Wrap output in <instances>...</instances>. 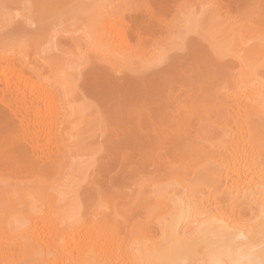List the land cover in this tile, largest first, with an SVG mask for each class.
<instances>
[{
  "label": "bare ground",
  "instance_id": "6f19581e",
  "mask_svg": "<svg viewBox=\"0 0 264 264\" xmlns=\"http://www.w3.org/2000/svg\"><path fill=\"white\" fill-rule=\"evenodd\" d=\"M85 1L69 2L72 7L74 6V9L69 4L67 7L72 10L70 11L67 8L66 11L73 12L70 14L75 15L77 21H82L83 23L84 20V23H86L85 35H88L89 40H91L92 48L94 47L95 50H98L97 47H99V49L106 51V54H110L111 59L113 58L111 57L112 55L117 56V59H119L118 57L122 60L124 59L127 63L131 62L132 64H129L130 68H132L131 65L134 63L136 65L135 69L133 68L134 71L136 69H145L146 71V68L157 65L163 59L165 53L162 51L165 48L160 44L162 36L157 41L161 46L159 44L156 46L157 43H154L155 46L151 45V47L154 46L153 48L141 46L143 42L139 40H141L140 38L143 34L151 33L153 35L152 32H163L162 28L164 29L165 27L162 26L163 24L161 25L163 21L158 17L166 12L164 9L166 7L164 6V3L166 4L165 1L154 0L155 6L153 7L150 5L144 6L140 2L138 3V0L136 2L131 0L125 6L124 3L126 2L124 0H109L108 2L106 0L99 4L91 3V7L84 5ZM254 1L255 4H252V0L251 4L256 6V10L249 12L252 15H246L239 23L235 19L227 20L224 17V22L229 27V32L231 30L227 34H232L233 37L229 36L230 40L231 38L235 40L230 43H233V46L236 44L235 50L237 51L238 49L236 53L239 52L237 66L233 64L236 68L233 67L234 69L231 70L230 67L221 65L222 68L224 66L228 68L225 69L226 72H222V77L219 76L221 80L223 79L222 83H226L225 86H221L220 84L222 83L218 82L219 84L217 83V85L220 86L213 85L214 87L212 86L210 90L206 91L203 102L186 101L188 104H185V102L184 108L180 109V114H182V110L183 112L185 110L183 114L192 115L195 120L196 118L197 121L199 120V123H203L204 130H198L203 126L196 130L193 128V130L187 129L190 128L188 126L189 123L188 125L186 124V119V123H184L185 117L181 119L180 114L176 117V121H173L175 123L172 125L175 128L172 127L174 129L171 128L170 131H168L169 129L165 130L168 131L166 137L169 138L170 143H173L170 151L181 157V159L179 158L181 162H178L175 166L171 163L166 165L165 162L167 161L168 163V160L163 161L161 159L162 164L160 160L156 159L157 161H155L152 158L155 164L156 162L158 163V167L151 171L152 168L147 167V159L145 160L141 156L142 154L138 153L139 156L138 154L133 156V154V157L131 155L126 157V154H124L120 156L122 160L118 159L122 163V166L120 165L124 172H121L123 173L122 176L116 177L117 175H114L109 177L108 175L106 179L105 175L104 179L101 177L103 180H94L92 178V181L91 179L89 180L92 183L88 186V182L86 187L84 185L88 178L86 179L85 177L87 181H82L83 185L82 182H77L80 176L76 175L85 174L87 171H84L85 173L77 172H79L80 168L82 170L84 164L87 167L89 166V160L85 162L86 155H89L88 153L95 148L93 147L94 144L91 145L93 148L89 146L92 149L87 146L90 143L89 139L90 141L93 140L91 143L96 140L97 144L101 142L102 138H99V136H102V127L108 124L106 119L114 115L125 101L121 100L122 102H120V99L117 100L118 103H121L118 105L115 100L116 94L121 89L118 87L119 91H117L116 86L118 85L111 80V75L107 78L109 74H103L104 79L106 77L112 81L108 80L109 84L107 83L110 89L102 93L92 88L95 99L93 100L94 102L97 101L96 103L100 106L98 111L101 113L99 114L96 109L99 106L95 108V105L94 110L96 112H94L95 114L92 113V118L88 119V116H85L88 113L84 112V106L87 105V102L85 103L84 97H80L82 94L79 92L80 95L78 96V91L74 89L77 78L74 86H72L73 81L69 77L73 78L70 74H74L70 72L68 75L67 68H65L63 56L66 53L64 49L68 47L61 45L64 54L62 52L59 55L63 58L61 56L58 57L59 55L56 56L57 52L54 55H52L53 52L47 53L44 44L48 41V36L42 33L44 28L43 30L41 28L40 30L38 28L35 29L36 27L32 30L23 29V32H21L22 28L20 27L19 32L21 33L14 35V37L10 36V34L9 36L4 34L0 36V175L2 177V175L7 174L10 175L9 178L14 179L10 182V180L6 181L7 179L0 178L1 185L7 182L10 185L5 184L4 186L11 188L8 190L6 187L10 192L4 190V195H0V197L3 196L2 199H5L0 200V203L3 202L5 207L3 204V206L0 204L2 206L0 207H4L2 209L3 212L6 211L4 215L2 211L0 213V217L3 215L0 218V264H264V162L261 159L264 154V70L255 69L258 64L263 65L261 67L264 68L263 62L261 63V61H264V3H262L263 0L262 2L261 0H257L258 2ZM65 2L68 4L67 1ZM133 2L134 4H132ZM204 2L206 3V1ZM200 4L203 5V3ZM259 4L261 5L258 7ZM197 9L195 7L194 11H197ZM184 10L186 9L184 8ZM200 11L204 13V7ZM244 13L246 14V12ZM184 14L185 16L183 14H181V17L177 16V21H172L174 22L173 26H176L178 31H180V35L178 32L176 35L177 40L180 42H177L179 45L184 41L183 38L187 32L193 30L196 25L199 27L201 24V22L199 24L195 16L194 20L186 12ZM177 17L174 16L173 19ZM69 18H71V15ZM200 18L202 19V17ZM206 21H204L205 25ZM167 26L166 28H168ZM168 29L170 30L171 28ZM171 30L174 32L173 29ZM219 30L221 29L219 28ZM167 31H164V33ZM220 32L218 31V33ZM158 34H154V36ZM225 36L223 35V38ZM52 38L50 37L51 40H53ZM171 38H173L172 35L169 39L172 40ZM136 42H140V46ZM174 42L176 43V40ZM167 43L170 44L169 41ZM78 45L80 46V44ZM137 45L139 47L135 48ZM57 46L60 47V45H55V47ZM73 46L74 48L79 47H77L76 43ZM171 47L172 49L173 47L176 48L175 44ZM213 48L215 50V47ZM48 50L50 51L51 49ZM82 51L85 53L84 50ZM43 52H46L47 55H43ZM71 52L72 50H70ZM74 55H77V53ZM211 55L215 54L212 53ZM81 56L84 55L81 53ZM223 57L225 58V56ZM223 57L221 58L223 59ZM260 58L262 60L254 61ZM217 63L219 62L217 61ZM253 64H255V67ZM129 65L127 66L128 69ZM193 65L192 68L194 67L196 70L197 67L198 69V64H196V67L195 64ZM256 68L259 67L257 66ZM213 69L212 67L211 70L213 71ZM92 73L91 76L94 75V72ZM136 73L139 72L136 71ZM89 78L91 77H87V79ZM132 79L129 80L131 81ZM205 79L209 80L208 77ZM129 80L127 81L130 83ZM90 81H92V78ZM133 81L135 80L133 79ZM185 81L187 80L185 79ZM54 82H57V84ZM192 84L194 86V83ZM55 85L58 89L54 88ZM186 87H188L187 84ZM168 88L171 90V87ZM128 91L127 88V91L125 90L126 95H128ZM130 91L129 95L131 94ZM60 94L63 95L61 96ZM127 97L131 100V96H126L122 99ZM135 98L132 99V102ZM146 99L145 101H147ZM167 99L164 101L166 102ZM129 100L128 102H130ZM114 103H116V106H112ZM169 103L165 105V108L172 105V103L170 105ZM125 104L127 103H123V105ZM89 105L92 107L94 104L89 102ZM125 107L126 109L128 108V106ZM172 107L173 105L170 109L173 110ZM166 110L170 111L167 108ZM91 112H93V109L89 111V113ZM129 112H127V116ZM123 113V116L121 112L119 113L120 115L116 113L113 121L118 119L117 122L119 121V123H127L128 117L125 119V112ZM165 113L171 114L167 111L162 113L161 117L158 116L159 121ZM88 115L90 116V114ZM148 115L150 114L147 113V118ZM167 116L166 118H168ZM104 121L106 124H104ZM90 127L95 129V131L100 128L101 131H94V134L90 133ZM161 132L163 133V131L157 132L156 136H161ZM88 136L93 138L87 139V143L86 140L83 142L84 138H88ZM137 137L140 136L138 135ZM98 138L100 139L99 141ZM117 139L115 138V140ZM145 142L143 140L144 144H146ZM98 147L99 149L101 148L100 145ZM157 147L159 148V146ZM117 149L119 150V148ZM94 150L96 151V149ZM84 154H86L84 161L82 158L84 163L80 164L81 156ZM90 154H93V152ZM96 154L94 152V155ZM160 158H162L161 155L159 156ZM126 160L136 163L133 164L131 162L137 168L133 167L131 163L127 164ZM124 161L126 162L124 163ZM102 164L104 163L102 162ZM155 164L153 162L151 165ZM261 164H263V167L260 166ZM72 167H79V169L76 168L75 170L77 171L72 172L70 171ZM129 168L134 169L130 170ZM83 169L85 170L86 168L84 167ZM72 173H76V175L74 174V176ZM26 174H28L29 182ZM67 174L68 177L66 176ZM33 175L34 177L32 178ZM30 177L32 180H30ZM18 178L22 180L20 181ZM72 180L79 185L75 184L76 187L73 183L72 186ZM22 182L29 184L24 185L27 188L29 186V189L31 183L33 185L31 190L35 189L32 192L36 191L37 193L35 192L34 195V193H30L31 190L24 187L21 192L23 193L24 191L25 194L23 195L25 196L22 197L18 192L21 190ZM62 183L63 185L66 183L63 188ZM74 186L76 189H74ZM79 186L84 192L82 190L76 191L79 190ZM200 186L202 188H199ZM65 187L74 188L70 191L69 188L67 190ZM87 187L89 188L88 192ZM83 188H86V190ZM14 189H17V192ZM3 192L1 191V194ZM76 192H79L78 195ZM85 192L86 194H83ZM11 193L13 196H11ZM14 193L16 196V193H18L17 198L19 194L23 200L25 197L28 198L29 206L28 204L25 206L23 202L26 204V201H22V199V203H19L20 199L18 198L19 200H17ZM27 193H30L28 195H31V199H29L30 196L27 197ZM81 194L84 195V198ZM79 195L81 197H78ZM87 195L89 197L94 195L93 199H89ZM14 196L15 198H13ZM85 196L88 198L87 200ZM36 197H40V199L38 198L40 207ZM34 199L38 202L37 204L31 201ZM80 202L86 205L82 204V206ZM6 207L11 210L9 211ZM13 209L14 211L15 209L21 210V215L19 212V216L17 214L13 215L17 213V210L12 213ZM6 213L8 216H6ZM10 214L13 216H10ZM152 225L153 227H151Z\"/></svg>",
  "mask_w": 264,
  "mask_h": 264
},
{
  "label": "rangeland",
  "instance_id": "374dc122",
  "mask_svg": "<svg viewBox=\"0 0 264 264\" xmlns=\"http://www.w3.org/2000/svg\"><path fill=\"white\" fill-rule=\"evenodd\" d=\"M59 1V2H58ZM0 0V36H3V34L5 35V36H9V34H10V36H12V37H14V35H17V34H19V33H21V32H23L22 30L23 29H25V30H29V29H34L35 27V29H39L40 30V28L43 30V28H44V32H42V33H44L45 35H47L48 36V41H46L45 42V44H44V48H45V50H46V52L47 53H52L53 52V54L52 55H54V53L55 52H57L58 54H55L56 56H58L59 54H61L64 50L66 51V53L64 54V52H63V54H64V58L61 56V55H59L58 57H60L61 56V58H63V59H65V61H64V64H65V68H67L66 69V71L68 72V75L70 74V72L72 73V74H74V75H71L70 74V76H72L73 78H75V79H73V78H71V77H69L70 78V80L71 81H73L72 82V86H74V82L76 81V78H77V81L75 82V86H74V89L75 90H77L78 92V96L80 95V94H82V95H80V97L81 96H83L84 98V101H85V103L87 102V107L86 106H84L85 107V110H84V112L85 113H88V114H90V116L88 115V114H85V116L87 117L88 116V119L91 117V115H92V113L93 114H95L94 112H96L95 110H94V106H95V108L96 107H98L99 105L96 103L97 101H95L94 102V92H92V88H95V89H97V90H99V91H101L102 93H105V92H107L110 88L108 87V84H109V81L108 80H110V79H107V78H109L110 77V75H111V80L112 81H114V83H116V85H118V86H116L117 87V91H119L118 89L120 88L121 90L119 91V93H117L118 94V98H117V94H116V102H117V100H119L120 102H122L123 100H125L123 103H127V104H125V105H123V103L121 104V103H118V105H122L123 106V108H122V106L120 105V107L116 110V113H120L121 112V115H122V113L123 112H125V115L124 116H126V117H124L125 119L127 118V123H119V121L117 122V120L118 119H116L115 121H113L114 120V118L116 117L115 116V114L114 115H112L109 119L107 118L106 120H108L107 122H108V124H106V122L104 121V124H106V125H104L105 127H102L103 128V130H102V136L100 137L99 136V138H102L101 139V142H99V143H102V144H99L100 146H101V148L99 149V145L97 144V140L94 142V143H91V141H93V140H91L90 141V139L89 138H93L92 136L91 137H89L88 136V138L87 137H85L84 138V140H83V142H85V140H86V143H87V139H89V145H87L88 147L89 146H91V145H95V144H97V145H93V147H95V148H93L92 146V148H93V150L91 151V152H93V154H90V153H88L89 155H86V154H84V155H82L81 156V162H80V164L82 163H84V162H82V158H83V161L85 160L84 159V156L86 155V160H85V162L87 161L88 162V160H89V166L88 167H90V168H88L87 166H85V164H84V167L86 168L85 170L83 169L84 167H82V165H81V167H82V170H81V168H80V170H79V172H77V173H80V171L83 173L84 171L86 172H84L85 174H87L86 176H85V174H80V175H76V173H74L76 176H80L79 178H78V180H80V181H78L77 180V182L78 183H81L82 181H87L86 179L88 178V181L86 182V184L84 185V183H83V185L86 187V185L88 184V182H89V180L91 179V181L94 179V180H96V179H100V180H103L104 179V176H105V178L107 179L108 178V175H109V177L110 176H114V175H117L116 177H120V176H122V174L124 173L123 171H122V169L123 168H120V165L122 164L121 163V161H119L121 158H120V156H122V155H124V154H126V157H127V155H133V156H136L138 153L139 154H142L141 156L146 160V164H147V167L149 166L150 168H152L151 169V171H154L155 169H156V167H158L157 165H158V163L156 162V164H155V161H157V160H160L161 161V163H162V160L164 161H166V160H168V163H167V161L165 162V164L166 165H169L170 163L173 165L174 164V166H175V164H177L178 162L180 163L181 161L179 160V158L181 159V157H179V156H177L176 155V153L175 154H173L172 152L173 151H170L171 149H170V147L173 145V143H170V140H169V138L168 137H166V135H167V133H168V131H170L171 130V128L172 127H174L173 125V123H175V122H173V121H176V117L181 113V110L180 109H182V108H184L183 107V105H185V104H188V102L189 101H196V102H198V103H201V102H203V100L205 99L204 97H205V95H206V91L209 89L210 90V88L213 86V85H217V83L218 82H220V83H222V81H223V79L221 80V78H219V76H221L222 77V75L221 74H223L222 72L223 71H225V69H228V68H226V67H230L231 68V70H233L234 68L233 67H235L236 68V66H237V62H238V55H239V52L238 53H236L237 51H238V49H237V51L235 50L236 49V44H234L235 46H233V43L231 44L230 42L233 40V42L235 41L234 40V38H231V40H230V37L229 36H231V37H233L232 36V34H227L228 32H229V27L227 26V24H225L226 22H224L225 21V19H227V20H232V19H235L238 23L241 21V19L243 18V17H245L246 15H248V14H251V13H249V12H252V11H254V9L256 8V6H254V5H252V4H255V1L254 0H252L253 2H252V4H251V0H163L162 2H166V4L164 3V6H166V7H164V9H165V13L163 14H161V15H164V16H159L158 18L159 19H162V21L163 22H161V25L162 26H164L165 28L164 29H166V30H164L163 28H162V30H163V32L162 33H160L159 31H156L157 33H153L152 32V34L153 35H151V33H147L146 35H144L143 34V36H141V40H139V41H142L143 42V44L141 45V46H144V47H147V48H150L151 47V45L153 44L154 46H155V44L154 43H157V41H158V39H163V41H162V39H161V41H160V44L162 45V47L163 48H165V49H163V48H161V47H159V48H161V49H163L164 51H162L163 53H165V55L163 56V59L161 60V61H159L158 62V64L157 65H153V67L152 66H150L151 68H146V71H145V69L144 70H135L134 71V67L136 66V65H134V63H133V65H131V67L132 68H130V65L129 64H132L131 62L129 63H127V61H124V59L122 60V59H120V57H118L119 59H117V56L115 57V56H112L111 55V57H113L112 59L110 58V54L109 53H107L106 54V51H104V50H102V49H99V47H97L98 48V50H95L94 49V47L92 48V46H91V43H90V41L91 40H89V37H88V35H85V30H86V26H85V24L86 23H84V20H83V23H82V21H77L76 20V16L74 15L73 16V14H70V13H73V12H68V11H66V9L67 8H69L68 10H70V7H67L70 3L69 2H75V1H78V0H73V1H70V0ZM65 1H67L68 2V4L65 2ZM82 1V0H81ZM84 1V0H83ZM104 1H106V0H86L85 1V4L84 5H86V6H90L91 7V3H97V4H99L100 2H104ZM109 0H107V2H108ZM111 1V0H110ZM112 1H116V0H112ZM119 1V0H118ZM122 1V0H121ZM132 1H134V2H136V0H132ZM148 2V4H147V2ZM153 1L154 0H138V3L140 2L141 4H143L144 6H155L154 5V3H153ZM169 1V2H168ZM175 1V2H174ZM203 1V2H202ZM204 1H206V3L204 2ZM216 1V2H215ZM221 1V2H220ZM257 1V0H256ZM124 2H126V3H124ZM124 2H122V3H124V6L125 5H127L129 2H131V0H124ZM134 2L132 3V4H134ZM218 2V3H217ZM258 2V1H257ZM261 2H262V0H261ZM77 3H79V2H77ZM106 3V2H105ZM114 3V2H113ZM195 3V4H194ZM200 3H203V5L202 4H200ZM250 3V4H249ZM259 3H260V1H259ZM262 3H264V0H263V2ZM57 4V5H56ZM75 4V3H74ZM80 4V3H79ZM103 4V3H102ZM108 4V3H107ZM171 4V5H170ZM176 4H178V5H176ZM197 4V6H195ZM199 4V5H198ZM257 4V3H256ZM73 5V4H72ZM96 5V4H95ZM104 5V4H103ZM162 5H163V3H162ZM189 5H191V6H189ZM194 5V6H193ZM205 5V6H204ZM247 5V6H246ZM249 5H251L250 7H248ZM261 4H259L258 5V7L260 6ZM59 6V7H58ZM69 6H71V4L69 5ZM171 6H172V8H171ZM180 6V7H179ZM189 6V7H188ZM254 6V7H253ZM54 7V8H53ZM74 7V6H73ZM72 6H71V8H73ZM76 7V6H75ZM176 7V8H175ZM188 7V8H187ZM195 7H196V9H197V11H194V9H195ZM203 8L204 7V9H205V12L203 13V12H201L200 10H201V8ZM253 7V8H252ZM50 8V9H49ZM114 8H116V7H114ZM163 8V7H162ZM184 8L186 9V10H184ZM244 8V9H243ZM262 8V7H261ZM53 9H54V11H53ZM74 9V8H73ZM251 9V10H250ZM72 10V9H71ZM70 10V11H71ZM174 10V11H173ZM177 10V11H176ZM203 10V9H202ZM208 10V11H207ZM210 10V11H209ZM256 10V9H255ZM259 10V9H258ZM261 10V9H260ZM204 11V10H203ZM206 11H207V13H206ZM68 14H67V13ZM178 12V13H177ZM186 12V14L188 15H190V17L191 18H193L194 20H195V18H194V16L196 17V20H198V22H199V24H200V22H201V24L199 25V27H198V25H196L195 26V28H193V30H191V31H189V32H185L186 33V35L185 34H183V35H185V37L183 38V40L184 41H182L181 39H179V40H181L182 42H183V44H182V42H181V45H179L178 43H180L178 40H177V32H178V34H179V32L180 31H178V29L176 28V26H173V23L174 22H172V21H174V20H176L177 21V19H178V17L177 16H182L181 14H183L184 16H185V13ZM241 12V13H240ZM244 12H246V14L244 13ZM248 12V13H247ZM260 12V11H259ZM76 13H77V11H76ZM199 13V14H198ZM211 13V14H210ZM223 13V14H222ZM226 13V14H225ZM255 13V12H254ZM253 13V14H254ZM75 14V13H74ZM176 14V15H175ZM195 14H197V15H195ZM71 15V18H69V16ZM77 15V14H76ZM192 15V16H191ZM200 15H202V16H200ZM224 15V16H223ZM252 15V14H251ZM257 15H258V13H257ZM174 16L175 17H177L176 19H173L174 18ZM212 16V17H211ZM223 17V19H222V17ZM228 16V17H227ZM256 16V15H255ZM74 17H75V19H74ZM200 17H202V19L200 18ZM215 17H216V19H215ZM224 17H225V19H224ZM248 17V16H247ZM198 18V19H197ZM200 18V19H199ZM204 18V19H203ZM209 18H211V19H209ZM192 19V20H193ZM202 20V21H201ZM205 20H207L208 22H210V23H212V24H210V23H208L207 21H206V25H205ZM212 20V21H211ZM223 22H222V21ZM76 21H77V23H76ZM222 22V23H221ZM175 23H177V22H175ZM194 23V22H193ZM208 23V24H207ZM219 23V24H218ZM170 26H169V25ZM171 24H172V26H171ZM198 24V23H197ZM211 25V29H210V25ZM79 25H81V26H79ZM168 27V28H171V29H173L174 30V32L170 29H168V28H166V26ZM208 25V26H207ZM221 25H223V26H221ZM38 26V27H37ZM43 26V27H42ZM221 26V27H220ZM226 26V27H225ZM20 27L22 28L20 31L21 32H19V29H20ZM79 27H80V29H79ZM85 27V28H84ZM202 27V28H201ZM213 27H214V29H213ZM223 27V28H222ZM197 28V29H196ZM205 28V29H204ZM217 28V29H216ZM219 28L221 29V30H219ZM225 28H226V30H225ZM228 28V29H227ZM82 29H84V30H82ZM167 29H168V31H167ZM209 29V30H208ZM82 30V31H81ZM197 30H198V32H197ZM206 30V31H205ZM215 30V31H214ZM49 31H50V35H49ZM164 31H167V32H165L164 33ZM208 31V32H207ZM210 31H212L211 33H210ZM213 31H214V33H213ZM218 31L220 32V33H218ZM169 32H170V34H169ZM182 32V31H181ZM225 32V33H224ZM230 32H231V30H230ZM229 32V33H230ZM48 33V34H47ZM83 33V34H82ZM159 33V34H158ZM183 33H184V31H183ZM205 33V34H204ZM208 33V34H207ZM217 33V34H216ZM224 33V34H223ZM2 34V35H1ZM87 34V33H86ZM154 34L156 35V34H158L157 36H154ZM175 34V35H174ZM199 34V35H198ZM225 36V34H226V38L224 37L223 38V35ZM171 35H172V37L173 38H171L172 40L175 38V40H176V43L174 42V41H172V40H170L169 39V37H171ZM174 35V36H173ZM180 35V34H179ZM209 35V36H208ZM219 35H221V36H219ZM228 35V36H227ZM54 36V37H53ZM159 36V37H158ZM162 36V37H161ZM181 36H182V34H181ZM50 37L53 39V40H51L50 39ZM153 37H155V38H153ZM161 37V38H160ZM207 37V38H206ZM220 37V38H219ZM222 37V38H221ZM169 40H168V39ZM165 39V40H164ZM55 40V41H54ZM65 40H67V41H65ZM77 40V41H76ZM80 40V41H79ZM156 40V41H155ZM218 40V41H217ZM52 41V42H51ZM62 41V42H61ZM87 41V42H86ZM89 41V42H88ZM170 42V44L169 43H167V42ZM173 43H172V42ZM186 41V42H185ZM229 41V42H228ZM53 42H54V45H53ZM60 42H61V44H60ZM64 42V43H63ZM70 42V43H69ZM72 42H74V43H76L77 44V47L79 46L78 44H80V46L78 47V48H74V46H73V44L74 43H72ZM163 42V43H162ZM89 43V44H88ZM139 43L140 42H136V44H138L139 45ZM48 44V45H47ZM68 44V45H67ZM93 44V43H92ZM135 44V45H136ZM158 44L159 43H157V45L156 46H158ZM159 44V46H161ZM165 44V45H164ZM171 45V46H174V44H175V47L176 48H174L173 47V49H172V47L171 46H169V45ZM210 44V45H209ZM45 45H47V46H45ZM52 45V46H51ZM55 45H60V47H61V45H64V47H68V48H66V49H64V50H62L63 48L61 47V49H60V47H55ZM94 45V44H93ZM135 46V48L137 47H139V46ZM167 45V46H166ZM73 47V48H71V47ZM95 46V45H94ZM153 46V47H154ZM168 47V48H166V47ZM180 46V47H179ZM212 46V47H211ZM54 47V48H53ZM76 47V46H75ZM153 47H151V48H153ZM204 47V48H203ZM213 47H215V50H214V48ZM83 48V49H82ZM87 48V49H86ZM96 48V47H95ZM47 49H51L50 51L48 50L47 51ZM68 49H69V51H68ZM53 50V51H52ZM61 50V51H60ZM70 50H72V55H71V53H70ZM76 50V51H75ZM81 50V51H80ZM82 50H84V52L85 53H83V51ZM213 50V51H212ZM75 51V53H77V55H74L75 53H73ZM78 51V52H77ZM91 51V52H90ZM104 51V52H103ZM214 51H216L215 53H214ZM46 52H43L44 54L43 55H47V53ZM69 52V53H68ZM80 52V53H79ZM93 52V53H92ZM99 52V53H98ZM211 52V53H210ZM81 53H82V55H84V56H81ZM87 53V54H86ZM209 53V54H208ZM215 54V55H211V54ZM218 53H219V55H218ZM224 55H223V54ZM96 54V55H95ZM193 54V55H192ZM217 54V55H216ZM100 55V56H99ZM108 55V56H107ZM77 56V57H76ZM206 56V57H205ZM208 56V57H207ZM216 56H218V57H216ZM223 56H225V58L223 57ZM68 57V58H67ZM80 57V58H79ZM83 57H84V59H85V61H84V59H83ZM92 57H93V59H92ZM213 57H215V58H212ZM221 57H223V59L221 58ZM240 57V56H239ZM89 58V59H88ZM115 58V59H114ZM175 58H177V59H175ZM209 58H211V59H209ZM240 59V58H239ZM67 60H68V62H67ZM83 60V61H82ZM96 60V61H95ZM120 60V61H119ZM179 60H180V62H179ZM182 60V61H181ZM211 60V61H210ZM213 60V61H212ZM215 60H217L219 63H217V61H215ZM220 60V61H219ZM257 60H262L261 58L260 59H255L254 61H257ZM71 61V62H70ZM89 61V62H88ZM114 62V63H113ZM118 62V63H117ZM124 62V63H123ZM193 62H196V63H193ZM214 62V63H213ZM232 62V63H231ZM263 62V64H264V61H261V63ZM69 63H70V65H69ZM255 63V62H254ZM258 63H260V61H258ZM89 64H91V65H89ZM127 64V65H126ZM177 64H179V65H177ZM193 64H195V67H196V64H198L197 66H198V69H197V67H196V70H195V68L193 67L192 68V66H194ZM215 64H217V65H215ZM219 64V65H218ZM233 64H236V66L235 65H233ZM239 64V63H238ZM256 64V63H255ZM255 64H253V66L255 67ZM67 65H69V66H67ZM121 65V66H120ZM122 65H124V66H122ZM129 65V69H128V66ZM175 65V66H174ZM215 65V66H214ZM221 65H225L223 68H222V66ZM228 65H230V66H228ZM232 65V66H231ZM260 65V66H259ZM114 66V67H113ZM218 66H220V67H218ZM259 67V68H256V67ZM256 67H255V69L257 70H260V69H263L264 70V68H262L261 66H263V65H261V64H258ZM120 67V68H119ZM127 67V68H126ZM208 67V68H207ZM214 68L213 69V71H215V72H213L212 70H211V68ZM217 67V68H216ZM261 67V68H260ZM70 68V69H69ZM114 68V69H113ZM123 68H125V69H123ZM134 68V69H133ZM220 68V69H219ZM128 69V70H127ZM190 69H192V70H190ZM217 69V70H216ZM196 71V73H195V71ZM219 70V71H218ZM230 70V69H229ZM136 71H138L139 73H136ZM142 71V72H141ZM190 71V72H189ZM194 71V72H193ZM212 71V72H211ZM91 72V73H90ZM92 72H94V75L93 76H91V74H93ZM135 72V73H134ZM211 72V73H210ZM217 72H219V73H217ZM226 72V71H225ZM225 72H224V74H225ZM260 72V71H259ZM263 72V71H262ZM198 73V74H197ZM214 73H215V75H214ZM87 74V75H86ZM90 74V75H89ZM103 74H109L108 75V77L106 78L105 77V79L103 78ZM212 74H213V76H212ZM78 75V76H77ZM197 75V76H196ZM206 75H208V76H206ZM75 76V77H74ZM199 76V77H198ZM87 77H91L92 78V81H90L91 80V78H89V79H87ZM93 77H94V80H93ZM185 77V78H184ZM190 78L189 80H188V78ZM198 77V78H197ZM209 78V80L208 79H205V78ZM131 78H133L135 81H133V79L130 81L129 79H131ZM213 78V79H212ZM178 79V80H177ZM185 79L188 81H185ZM199 79H200V81H199ZM203 79V80H202ZM225 79V78H224ZM89 80V81H88ZM110 80V81H111ZM127 80H129L130 81V83L127 81ZM174 80V81H173ZM106 81V82H105ZM108 81V82H107ZM111 81V82H112ZM168 81V82H167ZM173 81V82H172ZM136 82V83H135ZM175 82V83H174ZM225 82V81H224ZM54 83H56L57 84V82H54ZM108 83V84H107ZM192 83H194V86H192L193 84ZM134 84V85H133ZM182 84V85H181ZM186 84H187V86L188 87H186ZM189 84V85H188ZM219 84V83H218ZM225 84L226 83H222V84H220L221 86L223 85V86H225ZM77 85V86H76ZM185 85V86H184ZM220 85H217V87L218 86H220ZM53 86V85H52ZM182 86V88H180ZM208 86V87H207ZM78 87V88H77ZM119 87V88H118ZM166 87V88H165ZM168 87H171L170 89L171 90H169V88ZM214 87V86H213ZM216 87V86H215ZM54 88H56V85L54 86ZM60 88V87H59ZM124 88H125V90L127 91V88H128V90L131 92V94L129 95V91L127 92L128 93V95H126L125 93V90H124ZM56 89H58V88H56ZM216 89V88H215ZM122 90H124V92H122ZM191 90V91H190ZM150 91V92H149ZM169 91H171L170 93H168ZM79 92H80V94H79ZM83 92V93H82ZM60 93H62V92H60ZM122 93H124L123 94V96H122ZM152 93V95H150ZM76 94V93H75ZM155 94V95H154ZM162 94V95H161ZM167 94H168V96H167ZM170 94V95H169ZM189 94V95H188ZM191 94V95H190ZM61 95V94H60ZM59 95V96H60ZM63 95V94H62ZM61 95V96H62ZM92 95V96H91ZM131 96V100H129V98L127 97L126 99H122V98H125L126 96ZM148 95V96H147ZM150 95V96H149ZM138 97V98H141L140 100L139 99H136L135 97ZM165 96V97H164ZM167 96V97H166ZM177 96H178V98H177ZM189 96V97H188ZM191 96V97H190ZM194 96V97H193ZM135 98V100H133V102H132V99H134ZM148 97H150V98H148ZM154 97H155V99H154ZM172 97V98H171ZM97 98V97H96ZM147 100V101H145V99ZM166 98H168L167 100H166V102L164 101ZM175 98V99H174ZM177 98V99H176ZM190 98V99H189ZM90 102V103H92V104H94L92 107H90V105H89V102L87 101V100ZM94 99V100H93ZM149 99H151V100H153V101H150ZM91 100H92V102H91ZM114 100V101H115ZM122 100V101H121ZM128 100L130 101V102H128ZM136 100H138L137 102H136ZM172 100V101H171ZM182 100V101H181ZM167 101H168V103H169V105L172 103V105H173V110L172 109H170V107L172 106H166V108L167 109H169L170 111H168V110H166V108H165V105H167L168 103H167ZM174 101V102H173ZM175 101H176V103H175ZM178 101V102H177ZM186 101H188V102H186ZM83 102V101H82ZM167 103V104H165V103ZM186 102V103H185ZM85 103H84V105H85ZM134 103V104H133ZM183 103V104H182ZM185 103V104H184ZM144 104V105H143ZM175 104H177V105H175ZM180 104V105H179ZM179 105V106H178ZM112 106H116V103H114V104H112ZM124 106H128V108L126 109V107L124 108ZM129 106H131V107H129ZM90 107V108H89ZM131 108V109H130ZM163 108V109H162ZM176 108H177V110H176ZM93 109V112H91V113H89V111L90 110H92ZM97 109V111L100 109V106L98 107V108H96ZM162 111H161V110ZM165 109V110H164ZM87 110H89L88 112H87ZM121 110V111H120ZM125 110V111H124ZM155 110H157V111H155ZM128 111H130L129 113H128V116H127V112ZM170 112L171 114H169V113H165L164 115H162L163 117V120H162V118L160 119V121H159V118H158V116L159 117H161V114L162 113H164V112ZM172 111V112H171ZM177 111V112H176ZM184 112H185V110H184ZM183 112V110H182V114L184 113ZM98 113L100 114L101 112L100 111H98ZM97 113V114H98ZM132 113V114H131ZM147 113L148 114H150V115H148V118H147ZM177 113V114H176ZM124 114V113H123ZM134 114V115H133ZM140 114V115H139ZM176 114V115H175ZM180 114L181 115V119H183L182 117H185L184 118V120H183V122L184 123H186V120H187V125H188V123H189V127L190 128H187V129H189V130H193V129H198V128H200V127H202V128H200V129H198V130H204V125H203V123L201 124V123H199L198 121H197V118H196V120H195V118L191 115H187L186 113L185 114ZM120 115V114H119ZM145 115V116H144ZM166 115H168L167 117L168 118H166ZM185 115V116H184ZM123 116V115H122ZM121 116V117H122ZM165 116V117H164ZM94 117H96V116H94ZM150 117V118H149ZM92 118V117H91ZM132 118V119H131ZM153 118V119H152ZM158 118V119H157ZM87 119V121H89ZM110 119H112V120H110ZM123 119V118H122ZM133 119H134V122H133ZM139 119V120H138ZM157 119V120H156ZM166 119V120H165ZM186 119V120H185ZM91 120V119H90ZM105 120V119H104ZM124 120V119H123ZM122 120V121H123ZM137 122H136V121ZM149 120V121H148ZM153 122H152V121ZM156 120V121H155ZM165 120V121H164ZM168 120V121H167ZM190 120V121H189ZM124 121H126V120H124ZM102 122H103V120H102ZM117 122V123H116ZM90 123V122H89ZM89 123H88V125H89ZM129 123V124H128ZM153 124V125H152ZM162 124V125H161ZM173 124V125H172ZM185 124V125H186ZM87 125V124H86ZM152 125V126H151ZM200 125V126H199ZM92 127H93V125H91ZM198 126V127H197ZM85 127V126H84ZM98 127H101V126H98ZM126 127V128H125ZM187 127V126H186ZM86 128V127H85ZM87 128H89L88 126H87ZM91 128V127H90ZM110 128V129H109ZM137 128V129H136ZM175 128V127H174ZM174 128H172V129H174ZM183 128H184V126H183ZM193 128V129H192ZM93 128H91V130H90V133H93L94 134V131H95V129H93ZM109 129V130H108ZM167 129H169L168 131H165V130H167ZM185 129V128H184ZM83 130V129H82ZM108 130V131H107ZM111 130V131H110ZM140 132H139V131ZM152 130V131H151ZM88 131V130H87ZM98 131H101L100 130V128H99V130H96L95 132H98ZM137 131V132H136ZM160 131H163V133L161 134V136H159V137H157L156 135V133L158 132H160ZM89 132V131H88ZM87 132V133H88ZM105 132V134H103ZM115 132V133H114ZM139 132V133H138ZM202 133V132H201ZM109 134H110V136H109ZM115 134V135H114ZM140 136V137H137L138 135ZM104 135H105V137H104ZM146 137H144V136ZM113 136H115V137H113ZM118 136V137H117ZM98 138V141L100 140ZM105 138V139H104ZM115 138L117 139V140H115ZM145 138V139H144ZM107 140V141H106ZM121 140V141H120ZM125 140V141H124ZM143 140H145L146 142V144H144L143 143ZM149 142H148V141ZM155 140V141H154ZM114 141V142H113ZM131 141H133V142H131ZM139 141V142H138ZM107 144H106V143ZM110 142V143H109ZM118 142V143H117ZM126 142V143H125ZM147 142H148V144H147ZM125 143V144H124ZM135 145H134V144ZM150 143H151V145L153 146V148H152V146L150 145ZM104 144V145H103ZM131 145V148H130V145ZM106 145V146H105ZM119 147H118V146ZM122 145V146H121ZM135 146V148H133L134 146ZM138 145V146H137ZM161 145H163V146H161ZM86 146V147H87ZM96 146H97V148H96ZM105 146V147H104ZM150 146V147H149ZM157 146H159V148L157 147ZM161 146V147H160ZM87 147V148H88ZM91 147H89V148H91ZM125 149H124V148ZM140 147V148H139ZM141 147H142V149H141ZM146 147V148H145ZM148 147V148H147ZM154 147H156V148H154ZM91 148V149H92ZM108 148V149H107ZM117 148H119V150L117 149ZM122 148V149H121ZM133 148V149H132ZM139 148V149H138ZM94 149H96V151L94 150ZM145 149V150H144ZM148 149H149V152H148ZM163 149V150H162ZM105 150V151H104ZM118 150V151H117ZM120 150H122V151H120ZM144 150V151H143ZM97 151H99V152H97ZM141 151V152H140ZM94 152L95 153H97L96 155H94ZM129 152V154H127ZM130 152H131V154H130ZM151 152H153V153H151ZM100 153V154H99ZM145 153H146V155H145ZM156 153V154H155ZM139 154H138V156H139ZM92 155H93V158H92ZM106 155V156H105ZM115 156L114 158H112L113 156ZM154 155V156H153ZM161 155V157L162 158H160L159 159V156ZM163 155V156H162ZM96 156V157H95ZM100 158H99V157ZM132 156V157H133ZM158 156V157H157ZM263 156H264V154H263ZM262 156V157H263ZM90 157V158H89ZM118 157V158H117ZM151 157V158H150ZM261 157V159H262V161L264 162V158H262ZM102 158V159H101ZM120 158V159H119ZM155 160H153V159ZM164 158H167V159H164ZM90 159H92V160H90ZM119 159V160H118ZM157 159V160H156ZM162 159V160H161ZM183 159V158H182ZM260 159V160H261ZM97 160V161H96ZM98 160H100V161H98ZM118 160V161H117ZM122 160V159H121ZM170 160V161H169ZM179 160V161H178ZM259 160V161H260ZM91 161H92V163H91ZM96 161V162H95ZM127 161V160H126ZM126 161H124V163L126 162ZM151 161H153L154 162V164L156 165H151L153 162H151ZM97 162H98V164H97ZM102 162L104 163V164H102ZM117 162H119V163H117ZM132 161L130 160V161H127V164L128 163H131ZM148 162V163H147ZM262 162V163H263ZM114 164V166H113V164ZM133 163V162H132ZM132 163H131V165H132ZM161 163H159L160 165H161ZM260 163H261V161H260ZM259 163V164H260ZM80 164H79V166H80ZM93 164V165H92ZM107 164V165H106ZM126 164V166H128ZM133 164H136V163H133ZM137 164H139V163H137ZM163 164V163H162ZM264 164V163H263ZM263 164H261L260 166H262ZM86 165H87V163H86ZM91 165V166H90ZM104 165V166H103ZM106 165V166H105ZM130 165V167H134L135 165H132L131 166ZM171 165V166H172ZM179 165V164H178ZM70 166V165H69ZM122 166V165H121ZM155 166V167H154ZM173 166V167H174ZM71 167V166H70ZM106 167H107V169H106ZM136 167V166H135ZM138 167H139V165H138ZM147 167H146V169H147ZM148 167V168H149ZM154 167V168H153ZM263 167V166H262ZM76 168H78L79 169V167H76ZM75 167H72L71 169H70V171H72V172H75V171H77V170H75L76 169ZM88 168V169H87ZM137 168V167H136ZM127 169V168H126ZM125 169V170H126ZM130 169V168H129ZM131 169H134V168H131ZM130 169V170H131ZM148 170H150V169H148ZM111 171V172H110ZM102 172V173H101ZM121 172H123V173H121ZM128 172V171H127ZM97 173V174H96ZM101 173V174H100ZM23 174V173H22ZM25 174V173H24ZM69 174V173H68ZM68 174L66 175L67 177H68ZM73 173H72V175H74ZM7 175V174H6ZM2 175V177H1V175H0V178H3V179H7L6 181H8V180H10V182H11V180L13 181L14 179L13 178H9V176L10 175ZM19 175V174H18ZM74 175V176H75ZM84 176V178H82L83 176ZM20 176V175H19ZM23 176V175H22ZM70 176V175H69ZM99 176V177H98ZM21 177V176H20ZM28 177V174H26V178ZM34 177V175L32 176V178ZM63 177V176H62ZM85 177H86V179H85ZM101 177L103 178V179H101ZM111 177V178H112ZM24 178V177H23ZM26 178H24V179H26ZM29 178V177H28ZM28 178H27V180H28ZM74 178V177H73ZM76 178V179H77ZM81 178V179H80ZM93 178V179H92ZM18 179H20V178H18ZM63 179V178H62ZM75 179V178H74ZM82 179H85V180H82ZM1 180V179H0ZM4 180V181H5ZM22 179H20V181H21ZM30 180H32L31 179V177H30ZM61 180V179H60ZM64 180H66L65 178H64ZM68 180H71V179H68ZM61 181H63V180H61ZM98 181V180H97ZM28 182H29V180H28ZM48 182V181H47ZM60 182V181H59ZM59 182H57V183H59ZM68 182V181H67ZM66 182V183H67ZM75 181H73L72 180V186H73V183H74ZM77 182L76 183H74V185L75 184H77ZM164 182H167V181H164ZM65 183V184H66ZM92 182H89V184H88V186L91 184ZM5 184H7V185H10V184H8L7 182L6 183H4V184H2L1 185V182H0V188H1V186H3L2 187V189H0L2 192L4 191V190H7L6 189V187L8 188V186H4ZM21 184H23L21 187H20V185H19V187L21 188V190H19L18 192L21 194V196L23 197V196H25V195H23V194H25L24 193V191H23V193L21 192L22 191V189L25 187L24 185L25 184H27V183H21ZM64 184V185H65ZM27 185H29V184H27ZM26 185V186H27ZM63 183H62V188H63ZM68 185H69V182H68ZM77 185H79V184H77ZM81 185V184H80ZM83 185H81V186H83ZM12 186V185H11ZM32 184L30 183V189H29V186H28V188L27 187H25V188H27L28 190H31L32 189ZM76 186V185H75ZM74 186V187H75ZM81 186H79L80 188H81ZM83 186V187H84ZM67 187V186H66ZM65 187V189H67L68 190V188L70 189V187H68V188H66ZM74 187H72V189L74 188ZM77 187V186H76ZM76 187L74 188V189H76ZM78 187V188H79ZM13 188V187H12ZM16 188H18V187H16ZM39 188V187H38ZM37 188V189H38ZM79 188V190H76V191H81L82 190V188L80 189ZM88 188V187H87ZM199 188H202L201 186L199 187ZM9 189H11L10 187L8 188V190ZM27 189H24V190H26V191H28ZM36 189V190H37ZM72 189H70V191L72 190ZM84 189V188H83ZM6 191V192H10V191ZM17 189H14V191H16ZM35 190V189H34ZM34 190H31L30 191V193H34V195H35V192H32V191H34ZM64 190V189H63ZM84 190H86V188L84 189ZM88 190H89V188L87 189V192H88ZM200 190V189H199ZM1 191H0V195H4V193L5 192H3V194H1ZM38 191H39V189H38ZM12 192H13V190H12ZM17 192V191H16ZM64 192H65V190H64ZM74 192V191H73ZM82 192H84L83 190H82ZM198 192V191H197ZM30 193H27V195L28 194H30ZM37 193V192H36ZM70 193V192H69ZM75 193V192H74ZM77 193V195H78V193L79 192H76ZM81 193V192H80ZM199 193V192H198ZM7 194H9V193H7ZM17 194V196H18V193H16ZM20 194H19V199L17 198V196L15 195V193H14V195L16 196V198H17V200H19L20 202L19 203H22L21 202V199H22V201H26V204H25V202H23V204L26 206L27 204H28V206H29V203L27 202V200H28V198H24V200H23V198H21L20 197ZM65 194V193H64ZM73 194V193H72ZM83 194H86V192L85 193H83ZM83 194H81V195H83ZM88 194V193H87ZM89 194H90V192H89ZM88 194V195H89ZM6 195V194H5ZM36 195H38V194H36ZM67 195V194H66ZM76 195V196H77ZM87 195V196H88ZM11 196H13L12 195V193H11ZM10 196V198H12ZM15 196L13 197V198H15ZM30 196V197H29ZM33 196V195H32ZM40 196V195H39ZM94 196V195H93ZM92 196V197H93ZM27 197H29V199H31V195H28ZM35 197V196H34ZM78 197H81L80 195L78 196ZM89 197V196H88ZM92 197H89V199H91ZM3 198V196H1L0 197V200ZM4 198H5V196H4ZM37 198V201L39 202L40 200H38V198L40 199V197H36ZM35 198V199H36ZM83 198H84V195H83ZM85 198H86V196H85ZM26 199V200H25ZM34 199V200H35ZM79 199H81V200H83V201H86L88 198H86V200L85 199H82V198H79ZM93 199V198H92ZM2 200H5V199H2ZM34 200H31L32 202H34V203H38V202H36V200L34 201ZM30 201V200H29ZM80 201V200H79ZM82 201V202H83ZM90 201V200H89ZM88 201V202H89ZM81 203V202H80ZM87 203V202H86ZM1 205L3 204L4 205V207H5V204L2 202V203H0ZM40 204V202L38 203V205ZM82 204H84V203H81V205ZM0 205V206H1ZM2 205V206H3ZM18 205V204H17ZM17 205H13V206H17ZM24 205H22V206H24ZM84 205H86V204H84ZM1 206V207H2ZM21 206V207H22ZM83 206V205H82ZM0 207V208H1ZM3 207V208H4ZM11 207V206H10ZM39 207H40V205H39ZM87 207V206H86ZM3 208H1V210H0V213H2L3 211H2V209ZM7 208V207H6ZM5 208V210H7V209H9V211L11 210L10 208H7L6 209ZM12 208V207H11ZM13 208H16V207H13ZM26 208V207H25ZM18 209H21V208H18ZM4 210V211H5ZM16 210L17 209H15V211H14V209L12 210V213H13V211L14 212H16ZM22 210V209H21ZM21 210H17V213H14L13 215H16L17 214V216H19L18 215V212H19V214L21 215ZM23 210H24V207H23ZM2 211V212H1ZM8 211V210H7ZM8 211V212H9ZM6 212V211H5ZM5 212H3V215H4V213ZM9 213H11V212H9ZM3 215H2V217H3ZM12 214H10V216H13ZM6 216H8V214L6 213ZM5 216V217H6ZM2 217H0V218H2ZM6 219V218H5ZM153 225H155V224H153ZM153 225L151 226V227H153ZM150 227V228H151ZM152 229V228H151ZM151 231H153V230H151Z\"/></svg>",
  "mask_w": 264,
  "mask_h": 264
}]
</instances>
